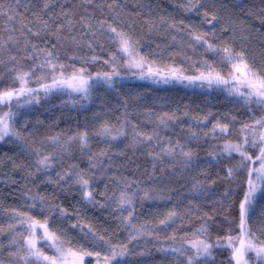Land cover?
I'll list each match as a JSON object with an SVG mask.
<instances>
[{"label": "trees", "instance_id": "obj_1", "mask_svg": "<svg viewBox=\"0 0 264 264\" xmlns=\"http://www.w3.org/2000/svg\"><path fill=\"white\" fill-rule=\"evenodd\" d=\"M53 11L59 14L60 5L64 10L74 9L79 0H51ZM215 7L211 0H206V7L210 12H216L222 20L214 21L217 37L225 39L232 37L233 44L237 50L247 46L249 59H255L257 65H264V24L257 15H249L248 10L259 12L264 4L261 0H222ZM31 12L27 19H34L33 12L39 13L43 0H33ZM183 0H119L118 9L121 24L125 31H130L134 38L140 40V50L149 54L152 58H157L162 63H191L207 59L211 62L213 53H206L202 48L193 50L187 44V29L178 32L168 27L169 24L200 25V30L210 31L212 25L201 24L203 8L199 14L195 11L185 12L181 6ZM5 8L8 7V0H4ZM89 11L92 8L89 7ZM79 12L82 14L83 9ZM106 15H111L105 9ZM100 17V12L95 13ZM47 15L44 19H47ZM210 18V17H209ZM3 21L0 20V41L5 43L8 32L3 28ZM228 25L232 32L222 31ZM131 26V27H129ZM35 30V29H34ZM86 30L77 25L71 35L81 38ZM64 35H69L67 32ZM176 40L173 41L172 37ZM247 37V39H245ZM84 40H92L93 48L89 49L85 45L76 48L69 40H62L63 47H57L61 62L69 63L68 56L91 57L97 55L101 60L97 63H89V71H110L108 66L103 64V59L108 58L112 46L103 37L94 39L90 35L83 36ZM48 47L55 41L48 37ZM33 41L41 47L44 46L43 38L34 37ZM23 40L18 50L13 46L9 48L5 44V49L0 51V59L5 65H0V87H7L11 84L9 79V69L11 62L10 54H16L20 65L27 68L31 63L23 58ZM186 57H191L186 61ZM76 66L80 67L79 61ZM19 67V66H18ZM122 78H116V83L109 88L106 84H98L92 90L91 95L86 100H81L77 94L71 97L67 93H53L44 97L40 93L39 103L32 102L17 110L15 116V127L24 137V145L31 146V149L22 150L20 141L7 137L0 142V225L7 228L8 217L13 209L28 211L30 215L43 220L44 215L50 216V226L58 229L73 241L89 246L79 228H72L74 223H81L90 226L97 236H104L111 243H126L128 232L120 224V213L114 211L113 200L119 196L123 184L121 178L127 181H135L129 192H135L133 202L134 220L133 223L155 225L158 216L173 207L184 217L177 220L172 228L167 229V236H171L173 231L177 233V243L179 237L185 233L195 232L202 223L205 222L204 213H209L212 219L207 220L209 233L212 242L218 236H222L229 230L235 232L238 227V220L234 209H229L228 205L237 198L240 192V185L244 176L238 175L234 179H228L227 169L239 161V156L233 157L219 155L225 137L217 135L214 137L213 124L217 120L227 122L232 117H236L235 127L231 128V135L227 141L236 142L240 139L239 128L243 121L249 119L246 107L241 106L236 98L229 96L222 89L207 86L198 87L187 85V83H154L151 79H140L138 76L126 75L121 71ZM34 85V84H33ZM31 85V86H33ZM175 114L176 120L169 121V126L160 125L159 120L164 114ZM262 113L257 110L259 117ZM120 129L124 135L116 140L109 137L97 135L103 124ZM121 125L124 127L121 129ZM133 126L141 134L152 135L155 133L158 139H154L151 144L148 142L133 144ZM87 132L89 148L81 152L75 141L70 147L62 149L59 144H53L49 137L59 135L61 142L68 136ZM192 133H196L197 139H191ZM115 134V133H113ZM143 139V135L141 136ZM177 141L184 145L185 150H191L194 154L192 165L185 168L179 161L182 158L177 155L173 160L171 157H163V162L153 160V155L160 151V144H167ZM41 154L37 156L35 151ZM101 151L107 152L111 156V162L107 157H102V167L106 169L101 172V168L90 169L89 155H97ZM152 152L153 155L148 153ZM179 152V149H177ZM43 155H51L53 159L49 161L50 168L47 171H36L35 161ZM215 157V158H214ZM155 163V168L153 164ZM110 164V166H109ZM75 166L84 170L92 176L90 190L93 191L96 204H90L82 197L79 185L72 183L70 178L59 183L45 182L48 177L53 181L57 180V173L71 171ZM29 172L32 173L29 176ZM87 178V177H86ZM201 181L205 193H194L193 184ZM213 181H215L213 183ZM162 190V191H161ZM231 193V199L225 197V192ZM105 193V195H100ZM147 193V196H146ZM45 197L51 206L63 207L68 216L61 217L58 212H40V202L36 208H29L33 203L30 197ZM143 198V199H142ZM223 202V203H221ZM103 204L104 207L100 205ZM264 196H258L252 212L250 225L254 231L260 233L264 229ZM123 215L127 216L125 211ZM165 232H160V241L152 237H141L132 241L129 248L141 251L147 247L151 255L143 257H128L119 264H171L170 260H165L164 255L157 252L154 245L164 243L171 245V240L165 239ZM0 243L4 245L0 249V261L4 264H20L19 261L8 255L7 245L9 235L7 232L0 235ZM47 254H52L48 250ZM229 251L217 249L214 251L215 264H228ZM96 258L85 257V264H95Z\"/></svg>", "mask_w": 264, "mask_h": 264}, {"label": "snow or ice", "instance_id": "obj_2", "mask_svg": "<svg viewBox=\"0 0 264 264\" xmlns=\"http://www.w3.org/2000/svg\"><path fill=\"white\" fill-rule=\"evenodd\" d=\"M211 3L213 7L217 3L226 7L222 0H211ZM261 4H264V0H261ZM30 5L39 6L34 5L33 0H8V7L5 8L4 0H0V20L3 21L4 30L8 32L7 41L0 43V51L5 49V44L9 48L15 46L21 50L19 46L22 38L23 58L31 62L27 68H24L20 65L16 54L9 55L12 65L9 69L11 84L7 87H0V142L11 137L20 141L22 150L31 149L30 145L25 147L24 137L15 127V116L17 110L24 105L33 101L39 103L40 93H43L44 97L53 93H67L69 97L77 94L81 100H86L94 87L101 82L109 88L113 87L116 78H122L121 71L123 70L140 79H151L155 83L176 81L198 87L207 86L209 89H222L229 96L236 98L241 106L246 107L249 119L241 122L238 141H227V137L231 135L230 129L235 127L236 117L223 123L217 120L213 124L212 132L215 137L216 130L219 129V135L226 139L219 155L233 157V154H236L239 156V161L227 169L228 179H234L238 175L244 176V179L237 198L228 205V208L234 209L236 213L238 227L235 232L229 230L222 236H218L215 242H212L209 233L207 220L212 219L209 213H204L205 222L195 232L180 236L179 243H177L175 231L171 236L166 234L167 229L172 228L178 219H184L175 207L161 212L155 225L133 223L135 218L133 202L136 193H130L129 189L136 182L121 178L120 183L123 184V188L119 196L114 200L113 197H108V199L113 201L114 211L120 213V224L130 229L126 243L113 244L104 236H97L90 226L81 223L72 224L71 227L79 228L83 238L88 242L89 246L86 248L78 242H73L66 233L51 227L50 216L44 215L41 220L30 215L28 211L13 209L8 217L7 228L0 225V235L5 232L9 235L8 255L20 264H85V257L93 256L96 258L95 264H119L128 257L151 255L147 247L136 251L135 248L130 249L129 244L141 237H152L160 241V232L164 231L165 239L173 243L171 245L160 243L154 247L157 252L164 255L165 260H170L171 264H215L214 251L217 249L229 251L228 264H264V229H261L258 234L250 225L258 196H264V65H257L255 59H249L246 45L237 50L231 36L225 39L217 37L213 22L223 18L219 17L216 12L208 10L205 6L206 0H183L181 6L185 12L195 11L199 14L203 8L204 19L201 24L212 25V30L202 31L200 25H185L183 21L179 25L169 24L168 27L178 32L187 29L188 46L193 50L202 48L206 53H213L214 58L211 62L204 59L191 63L168 64L143 53L140 50V40L120 26L121 21L117 18L118 9H120L119 0H79L74 9L67 11L64 10L63 5H60L59 14L53 11L51 0H43L39 13H32L34 19H27L28 13L32 10ZM89 7L92 8L91 12ZM80 8L83 9L82 14L79 12ZM105 9L111 15H106ZM97 11L100 12V17H96ZM248 14L257 15L264 24V7H261L258 13L249 9ZM45 15L47 19H44ZM77 25L86 30L79 39L71 35ZM222 31L232 32V36L235 35L228 25L224 26ZM66 32L69 35H64ZM88 35L94 39L103 37L112 46L113 50L110 51L108 58L103 59V64L108 66L110 71L95 73L89 71L87 67L89 63L94 64L101 60V57L97 55L89 58L73 54L67 57L69 63L61 62L59 52L55 51L57 47L64 46L61 41L70 39L76 48H80L83 44L92 49L93 41L83 39V36ZM49 36L55 41L51 43V47H48ZM34 37H42L44 46L41 47L34 42ZM172 39L175 41L176 37L173 36ZM191 59V57H186V61ZM77 61L80 67L76 66ZM5 63L0 59V65H5ZM2 80L3 77L0 76V81ZM33 84L36 86H31ZM257 110L262 113L259 117L256 115ZM175 120V114L165 113L159 123L168 127L169 121ZM123 127L124 125H121V129ZM132 132L133 144L144 142L151 144L154 139H158L155 133L141 134L135 130V126ZM97 135L116 140L124 135V132L105 123ZM142 135L143 139H141ZM49 139L53 144H59L62 149L70 147L73 141L80 147L81 152L89 148L87 132L68 136L63 142L59 135L49 137ZM191 139H197L196 133H192ZM33 151L37 156L41 155L38 150ZM148 154L153 155L152 152ZM177 155L182 158L179 162L185 168L192 165L193 152L190 149L185 150L184 145H181L179 141L175 144L171 141H168L166 145L161 143L160 151L153 155V160H159L162 163L163 157L167 156L175 160ZM102 157H107L111 162V156L101 151L97 155H89V167L90 169L100 167L103 174L106 169L102 167ZM51 159H53L51 155H43L42 158L37 159L35 161L36 171H47L51 166L49 163ZM153 167L155 168V163ZM31 175L32 173L29 172V176ZM66 178H70L72 183L79 185L83 199L90 204L97 203L93 191L90 190L92 176L75 166L71 171L57 173V180L53 181L51 177H48L45 182L59 183L65 181ZM192 191L205 193L207 189L204 188L203 182L197 181L193 184ZM100 195H105V193H100ZM224 195L231 199L230 192L226 191ZM30 199L33 203L29 208H36L38 205L35 201L39 200L42 214L46 211H55L61 217L68 216L63 207L56 205L53 208L45 197L34 196ZM100 206L104 207L103 204ZM125 211L127 216L123 215ZM3 247L4 245L0 243V249ZM48 250H52V254H47ZM0 264L4 262L0 261Z\"/></svg>", "mask_w": 264, "mask_h": 264}, {"label": "rangeland", "instance_id": "obj_3", "mask_svg": "<svg viewBox=\"0 0 264 264\" xmlns=\"http://www.w3.org/2000/svg\"><path fill=\"white\" fill-rule=\"evenodd\" d=\"M0 43H3V42H1V41H0ZM124 73H126V75L133 76V75H131V74H130V73H128V72H125V71H124ZM101 83H102V82H101ZM101 83H100V84H101ZM154 83H155V82H154ZM35 86H36V85H33V87H35Z\"/></svg>", "mask_w": 264, "mask_h": 264}]
</instances>
